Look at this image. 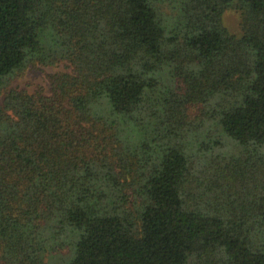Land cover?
<instances>
[{"label": "trees", "instance_id": "trees-1", "mask_svg": "<svg viewBox=\"0 0 264 264\" xmlns=\"http://www.w3.org/2000/svg\"><path fill=\"white\" fill-rule=\"evenodd\" d=\"M0 264H264V0H0Z\"/></svg>", "mask_w": 264, "mask_h": 264}, {"label": "rangeland", "instance_id": "rangeland-1", "mask_svg": "<svg viewBox=\"0 0 264 264\" xmlns=\"http://www.w3.org/2000/svg\"><path fill=\"white\" fill-rule=\"evenodd\" d=\"M224 20L229 29L237 34L242 33L241 16L237 10L230 9L225 13ZM57 66L37 67L28 70L23 76L17 78L14 83L33 89L37 84L48 85L49 75L58 69Z\"/></svg>", "mask_w": 264, "mask_h": 264}]
</instances>
